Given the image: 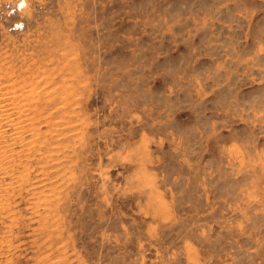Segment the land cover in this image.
Returning a JSON list of instances; mask_svg holds the SVG:
<instances>
[{
	"label": "rangeland",
	"instance_id": "374dc122",
	"mask_svg": "<svg viewBox=\"0 0 264 264\" xmlns=\"http://www.w3.org/2000/svg\"><path fill=\"white\" fill-rule=\"evenodd\" d=\"M0 87V264H264V0H0Z\"/></svg>",
	"mask_w": 264,
	"mask_h": 264
},
{
	"label": "bare ground",
	"instance_id": "6f19581e",
	"mask_svg": "<svg viewBox=\"0 0 264 264\" xmlns=\"http://www.w3.org/2000/svg\"><path fill=\"white\" fill-rule=\"evenodd\" d=\"M14 90H15L14 88L13 89H10V88H7V87H0V138L6 132V128L9 127V128H11V132H10V133H12L11 136L13 134L15 135L11 140H13L15 137H20V134H22L21 133L22 129H26V128H29V127L32 129L31 126L32 125L33 126L35 125V123L33 122V120L35 119L36 121H39V118H40L39 116L36 117V118H38V120L35 118V111L32 110L33 112H31V110H30L31 107H29V108H25L24 107L25 104L24 103H21V101H20L21 100L20 99V96H23V94L22 95H19V93H16L17 91L15 92ZM32 107L34 108V106H32ZM30 128H29V131L28 132H30V130H31ZM35 128H37V127H35ZM57 131L61 132V130H57ZM24 132H27V131H24ZM34 132H36V131L34 130ZM36 133L38 134V132H36ZM23 135H25V134L23 133L22 134V137H23ZM33 135H36V134L33 133ZM33 135H32V138H34ZM5 137L6 136H4L2 138L5 139ZM22 140H23V138H22ZM32 140H31V142L30 141L29 142L32 143ZM19 141H20V139H19ZM4 142H6V141H4ZM10 145H11V143H10Z\"/></svg>",
	"mask_w": 264,
	"mask_h": 264
}]
</instances>
